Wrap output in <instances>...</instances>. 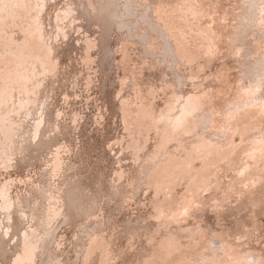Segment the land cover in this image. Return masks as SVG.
I'll return each mask as SVG.
<instances>
[{
	"label": "bare ground",
	"instance_id": "1",
	"mask_svg": "<svg viewBox=\"0 0 264 264\" xmlns=\"http://www.w3.org/2000/svg\"><path fill=\"white\" fill-rule=\"evenodd\" d=\"M1 176L0 264H264V0H0Z\"/></svg>",
	"mask_w": 264,
	"mask_h": 264
},
{
	"label": "rangeland",
	"instance_id": "2",
	"mask_svg": "<svg viewBox=\"0 0 264 264\" xmlns=\"http://www.w3.org/2000/svg\"><path fill=\"white\" fill-rule=\"evenodd\" d=\"M38 48V47H37ZM73 56L75 55V53L74 54H72ZM117 55H119L120 57L118 58V60L117 61H120V66H121V74H120V77H123V68H122V66H123V63H124V56H123V54L122 55H120V54H117ZM227 60V59H226ZM223 61V60H222ZM221 61V62H222ZM214 63H219V60H215L214 61ZM234 71V70H233ZM90 73H93V70H91V71H89ZM119 72V71H118ZM214 72H215V68H212L211 70H208V73H210L211 75H210V79H215V75H214ZM92 77H94L95 75L94 74H92L91 75ZM118 76V75H117ZM207 76V74L205 75V77ZM117 81H118V79H117ZM196 82H197V80H196ZM189 83H192V80H190L189 79ZM190 88L191 89H193V86H190ZM117 97V96H116ZM116 97H114V99H116ZM93 97L91 96V97H89V98H85V100L88 102L89 100H91ZM159 101V105L161 104V102H162V100H158ZM73 103H78V100H74L73 101ZM80 104H78L77 106H79ZM82 105H84V107H85V103H82ZM161 107V106H160ZM96 113H98V111H96L95 112V115H94V117H93V121H95L96 120ZM103 120H100V118H99V120H98V122H102ZM94 126H98V127H103V125H99V124H93ZM121 132H124L125 133V131H121ZM114 143V141H111L110 142V144H113ZM125 147H126V145H125ZM107 148V150H108V153L114 158V160L115 161H117L119 158H121L124 154L121 152V150L119 149V147L118 146H114V149L113 150H110V148L107 146L106 147ZM133 153L134 152V150H132L131 148H128V149H126L125 150V153L126 154H130V153ZM134 163V161L132 160V159H123V160H121V163H115V166L116 167H118V166H120L121 164L123 165V166H127V165H132ZM127 168H128V166H127ZM122 169H124V168H122ZM0 179H4L5 180V178H4V176H1L0 177ZM19 184H20V182H19ZM22 185V184H21ZM250 189V188H249ZM203 195L204 196H206V195H209V193L207 192V193H203ZM256 198H259V196H257ZM209 198H207L206 199V202H208L207 200H208ZM244 199V197L243 196H241V199H239V197H238V199H237V201L236 202H238L239 200H243ZM209 201L211 202V200L209 199ZM212 203V202H211ZM245 205H248L247 203H245ZM236 206V208H235V211H238V210H241L240 211V216H242L243 217V219H244V223H246V222H248V220H249V218H248V212H249V210L248 209H243L241 206H239V204H236L235 205ZM223 210H222V212H220V216L216 213V212H209V215H211V216H213V217H215L216 219H215V223H221V224H223V225H225L226 224V226H227V229H231L232 227H234V220L235 219H239V216L238 215H230V214H232V212L234 211L233 209H229V208H222ZM223 211H224V213H223ZM263 215H264V213H262ZM261 214V216H263ZM260 220V223H262V221L264 220V218H260L259 219ZM255 245H257V246H260V247H264V244H259L258 242L257 243H255Z\"/></svg>",
	"mask_w": 264,
	"mask_h": 264
}]
</instances>
